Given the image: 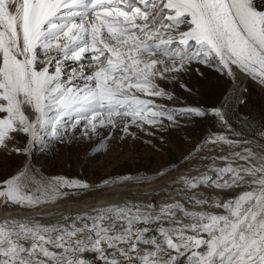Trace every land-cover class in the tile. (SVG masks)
<instances>
[{"label":"snow or ice","instance_id":"snow-or-ice-1","mask_svg":"<svg viewBox=\"0 0 264 264\" xmlns=\"http://www.w3.org/2000/svg\"><path fill=\"white\" fill-rule=\"evenodd\" d=\"M193 64L264 88V0H0V153L30 157L47 137L77 133L100 139L94 153L112 138L155 148L142 137L163 143L181 120L208 122L195 148L151 176L92 185L27 162L0 176V201L24 210L170 178L128 194L159 202L125 198L49 224L0 219V264H90L86 252L100 264H264V127L245 137L223 103L170 107L172 88L191 93L182 76Z\"/></svg>","mask_w":264,"mask_h":264},{"label":"rangeland","instance_id":"rangeland-1","mask_svg":"<svg viewBox=\"0 0 264 264\" xmlns=\"http://www.w3.org/2000/svg\"><path fill=\"white\" fill-rule=\"evenodd\" d=\"M197 68L203 76L196 71ZM182 80L192 91L185 92L177 85V89L175 87L172 90L176 91L179 100L166 102L170 107L190 105L210 108L223 103L233 128L245 137L251 139L264 127V90L253 81L239 80L235 87L229 90L230 82L221 78L213 69L196 64L192 65L190 72L182 76ZM241 99L243 103H240ZM180 123L186 126L163 133L165 138L163 143L152 137L149 139L147 136L146 139L142 137L143 140H150L155 148L141 140L133 141L129 138L121 141L112 138L105 149L94 153L93 150L100 143L98 138L89 140L77 133L76 138L68 143L47 137L30 157L22 155L0 157V176L15 172L25 162L39 170L45 177L64 176L87 181L92 185L99 184L106 178L128 174L152 175L174 162L178 154L182 156L195 148L208 127L206 121L181 120ZM195 163V160H191L179 168L191 167ZM94 191L98 190L88 191L81 196L86 198Z\"/></svg>","mask_w":264,"mask_h":264},{"label":"bare ground","instance_id":"bare-ground-1","mask_svg":"<svg viewBox=\"0 0 264 264\" xmlns=\"http://www.w3.org/2000/svg\"><path fill=\"white\" fill-rule=\"evenodd\" d=\"M246 79H247L246 77L241 75L238 77L237 81L246 80ZM229 84H230L229 85V90H230L233 88V85L231 83ZM144 139H146V137ZM4 156L5 154L4 155L0 154V157H4ZM180 157L181 155L178 154V156L174 159V161H177ZM185 168L187 167H184L182 169L179 168V171H183ZM173 175H175V172H173ZM144 176H151V175H144ZM168 179L170 178L157 180L149 184L129 183L126 185L107 187V188H103L102 190L94 191L92 193L90 192L91 194H89V196L86 198L82 197L81 195L79 196V198L70 197L68 199L61 200L58 203L47 204L42 207L32 208L31 210H24L13 206L5 207L3 205V202L0 201V219H5L13 216H35V217H43L42 219H40V223L49 224L60 219V215H58L57 213L62 212L63 214H74V213L82 214L87 212L88 209L91 207H101L110 204H118L121 203L125 198H129L134 201L145 200V201L159 202L162 199L163 193L153 194V195H133L130 197L128 196V194L144 193L150 191L151 189L160 188L162 185L167 183ZM83 258L87 259L90 262V264H100L95 253L86 252L83 254Z\"/></svg>","mask_w":264,"mask_h":264}]
</instances>
